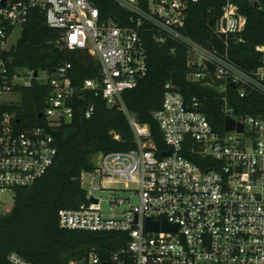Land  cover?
Returning a JSON list of instances; mask_svg holds the SVG:
<instances>
[{"label": "built area", "instance_id": "1", "mask_svg": "<svg viewBox=\"0 0 264 264\" xmlns=\"http://www.w3.org/2000/svg\"><path fill=\"white\" fill-rule=\"evenodd\" d=\"M206 1L220 2L0 0V215L10 211L6 195L13 200L16 189L33 185L53 166L57 151L52 131L73 117L75 104L88 92L123 112L137 148L95 155L94 171L80 175L87 203L59 211L58 226L125 233L129 241L105 261L92 249L84 262L69 264H264V114H237L225 95L231 88L240 99L256 94L264 104V45L254 48L257 64L250 69L229 56L230 41L243 42L246 17L239 3L258 10L261 4L221 0L217 13L215 6L208 7L211 35L203 45L184 30L190 7ZM33 18L57 32L59 48L85 52L98 64L100 77L76 88L68 62L52 71L13 67L8 38ZM150 41L172 51L183 48L186 81L223 94L219 133L196 98L185 101L171 82L164 84L161 108L153 114L167 147L161 153H171L164 158L156 156L149 128L127 111L121 96L146 76ZM39 88L47 90L42 109L36 111V118L47 121L44 126L26 124L16 113L23 91ZM92 112L90 105L83 115L88 119ZM226 118L233 121V130L225 131ZM112 184H123L130 196L116 197ZM101 191L113 197L105 200L108 214L95 195ZM132 197L136 204L130 203ZM123 204L127 207L116 213ZM147 220L158 224V230H146ZM163 222L177 230L164 231ZM8 261L31 264L14 253Z\"/></svg>", "mask_w": 264, "mask_h": 264}, {"label": "trees", "instance_id": "2", "mask_svg": "<svg viewBox=\"0 0 264 264\" xmlns=\"http://www.w3.org/2000/svg\"><path fill=\"white\" fill-rule=\"evenodd\" d=\"M221 4L220 0L219 4L206 1L191 6L184 32L192 40L207 45L211 19L206 10L215 6L217 13ZM260 4L258 10L246 2L239 3L240 11L246 17L245 28L240 34L243 42L229 43L230 58L246 69L256 66L254 48L264 45V0H260ZM57 36L43 19H31L7 54L11 65L52 71L62 62H68L71 64V83L76 88H81L85 80L98 79V64L85 52L59 48ZM185 62L183 48L175 46L172 51L169 45L148 42L146 76L136 87L121 95L127 111L149 128L156 156L167 149L153 119V114L161 108L166 82L179 88L185 101L196 98L200 112L212 129L219 133L223 131V94L213 88L188 83ZM46 94L47 90L43 88L23 91L21 104L16 109L22 122L46 125L44 118H36V111L42 109ZM225 95L237 114H264L263 100L256 94L240 99L236 90L228 88ZM90 105H93V112L86 119L83 112ZM52 135L57 151L53 166L33 185L16 189L10 211L0 215V264H10L8 256L11 253L31 264L79 263L84 262L92 249L105 261L129 241L125 233L71 231L59 228L57 222L59 211L78 209L87 203L80 175L94 171L92 158L95 155L137 148L126 116L116 108H108L100 97L85 92L84 99L75 104L73 117L55 127Z\"/></svg>", "mask_w": 264, "mask_h": 264}, {"label": "rangeland", "instance_id": "3", "mask_svg": "<svg viewBox=\"0 0 264 264\" xmlns=\"http://www.w3.org/2000/svg\"><path fill=\"white\" fill-rule=\"evenodd\" d=\"M20 34H21V29L19 28H15L13 29V31L11 32L9 38H8V44L10 46H14L17 41L19 40L20 38ZM13 100L15 102H19V97H14ZM111 188L114 189L113 193L115 195H117L116 197L120 198V199H126L127 197L130 196V193L131 192H127L124 190V186L123 184H112L110 185ZM95 195L98 197L100 196L101 197V206H102V210L104 212V214H108L109 213V210H108V207L106 206L105 204V200H107L108 198H113L111 195H110V191H101V192H95ZM5 198L7 199V205L8 207L6 208L7 210H10L12 205H13V200H12V195L11 194H8L5 196ZM130 203L131 204H136L137 203V200L136 198L132 197L131 200H130ZM127 207L126 204H123L119 207V209L116 210V213H120L121 210L125 209ZM9 212V211H7ZM6 212V213H7Z\"/></svg>", "mask_w": 264, "mask_h": 264}, {"label": "water", "instance_id": "4", "mask_svg": "<svg viewBox=\"0 0 264 264\" xmlns=\"http://www.w3.org/2000/svg\"><path fill=\"white\" fill-rule=\"evenodd\" d=\"M177 91L180 92V89L178 88ZM40 117H41V115H37V118H40ZM16 122H18V120ZM233 128H234L233 121L231 119H229V118H226L225 122H224L225 131L233 130ZM240 130H241V128L238 127V131H240ZM170 154H171L170 151H168L166 153H161L159 156H160V158H164V157L170 156ZM89 202L90 203H96V200H94L93 198H90ZM162 229L164 231H176L177 230V228L175 226H170V225H168L165 222H163ZM146 230H148V231H150V230L157 231L158 230V224H154L150 220H147L146 221Z\"/></svg>", "mask_w": 264, "mask_h": 264}]
</instances>
